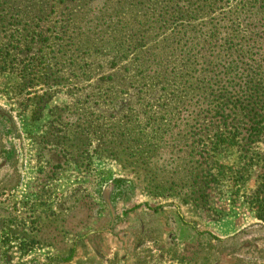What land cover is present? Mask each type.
<instances>
[{
    "label": "trees",
    "instance_id": "obj_1",
    "mask_svg": "<svg viewBox=\"0 0 264 264\" xmlns=\"http://www.w3.org/2000/svg\"><path fill=\"white\" fill-rule=\"evenodd\" d=\"M9 70L50 98L83 96L57 107L70 132L59 146L98 136L106 158L151 181L167 154L187 197L207 200L227 149L240 151L244 176L264 168V0H0ZM262 179L250 203L264 221Z\"/></svg>",
    "mask_w": 264,
    "mask_h": 264
},
{
    "label": "rangeland",
    "instance_id": "obj_2",
    "mask_svg": "<svg viewBox=\"0 0 264 264\" xmlns=\"http://www.w3.org/2000/svg\"><path fill=\"white\" fill-rule=\"evenodd\" d=\"M22 78L16 70L0 72V264H67L73 247L68 264L264 262L255 248L240 249L264 235V221L250 203L264 168L246 169L244 176L237 171L240 151L227 149L218 157L226 167L213 170L217 181L207 200L187 197L174 185L167 154L151 181L148 171L121 170L106 158L98 136L75 140L72 134L59 146L64 130L70 132L67 114L56 119L57 107L83 96L50 98L45 87L19 85Z\"/></svg>",
    "mask_w": 264,
    "mask_h": 264
},
{
    "label": "crops",
    "instance_id": "obj_3",
    "mask_svg": "<svg viewBox=\"0 0 264 264\" xmlns=\"http://www.w3.org/2000/svg\"><path fill=\"white\" fill-rule=\"evenodd\" d=\"M1 166H3V165H0V167ZM259 244H263L264 245V235H262V236H255L254 238H253V240H251V241H249V242H243V244H242V246L240 247V249L241 248H243V247H245V246H250V247H252V248H255L256 249V251H257V253H258V255L261 257V258H263L264 259V250L263 249H258L257 247H258V245ZM239 249V250H240ZM77 251V250H76ZM72 262H74V259H72V260H70V261H68L67 262V264L68 263H72ZM242 262H244V261H241V263ZM244 264H264V262H253V261H245L244 262Z\"/></svg>",
    "mask_w": 264,
    "mask_h": 264
}]
</instances>
